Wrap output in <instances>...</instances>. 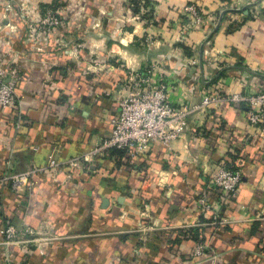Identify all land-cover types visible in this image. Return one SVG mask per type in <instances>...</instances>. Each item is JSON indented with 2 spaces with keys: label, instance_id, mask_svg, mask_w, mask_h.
<instances>
[{
  "label": "crops",
  "instance_id": "obj_1",
  "mask_svg": "<svg viewBox=\"0 0 264 264\" xmlns=\"http://www.w3.org/2000/svg\"><path fill=\"white\" fill-rule=\"evenodd\" d=\"M146 1L152 25L133 21L123 0H0V60L20 75L19 107L0 109V177L108 138L125 82L151 65L177 106L209 91L264 90V0ZM189 6L204 22L181 39ZM49 10L61 25L31 45L28 24ZM190 132L169 148L35 176L18 192L0 187V228L35 232L26 236L35 243L11 247L14 264H264V133L253 141L244 111L226 103L193 114ZM220 163L240 165L243 180L227 223L212 227L195 200ZM200 242L211 255L194 256Z\"/></svg>",
  "mask_w": 264,
  "mask_h": 264
},
{
  "label": "built area",
  "instance_id": "obj_2",
  "mask_svg": "<svg viewBox=\"0 0 264 264\" xmlns=\"http://www.w3.org/2000/svg\"><path fill=\"white\" fill-rule=\"evenodd\" d=\"M133 21H140L152 25L155 22L154 10L146 0H123ZM10 5H7L9 8ZM188 18L187 24L182 27V37L185 39L195 27L204 22L205 13L197 6L186 7L183 11ZM61 25L58 15L52 10L40 21L28 24V42L36 44L38 31L47 27ZM156 65H151L146 77L131 74L125 82V94L118 98V112L111 121L112 131L108 138L97 142L93 148L77 157L60 162L56 152H52L44 165L29 170L11 174L5 172L0 177V187L9 186L11 191L18 192L22 187L34 185V177L55 174L62 168L69 173L75 169L87 166L95 168L98 158L109 156L111 150H117L125 155L135 156L154 144L169 148L171 144L190 132V118L197 112L210 107L218 108L222 104H230L241 108L247 117L250 128L254 130L253 141L264 133V90L250 92H221L209 91L201 100L191 106H177L168 99V86L162 76L154 75ZM20 79L17 66L9 64L6 59L0 60V109L18 108L17 86ZM21 113L19 112V119ZM241 163L242 160L240 159ZM240 165L216 164L212 169L206 190L200 193L195 206L204 218L210 219L208 224L213 226L224 225L227 219L223 212L228 204L234 200L242 184ZM216 230V228H214ZM34 230L28 226L19 229L12 224L0 228L2 237L1 254L4 264H14L11 259V247L35 243L36 240H27L26 236L34 235ZM194 256L212 254V249L198 243L193 249Z\"/></svg>",
  "mask_w": 264,
  "mask_h": 264
},
{
  "label": "trees",
  "instance_id": "obj_3",
  "mask_svg": "<svg viewBox=\"0 0 264 264\" xmlns=\"http://www.w3.org/2000/svg\"><path fill=\"white\" fill-rule=\"evenodd\" d=\"M50 7H52V5H51ZM52 9L54 10V8H52ZM110 153H111V154H113V153H120V154H122V152L117 151V150H111ZM197 237L199 238V236H197ZM198 240H199V239H198ZM197 242H198V241H197Z\"/></svg>",
  "mask_w": 264,
  "mask_h": 264
}]
</instances>
